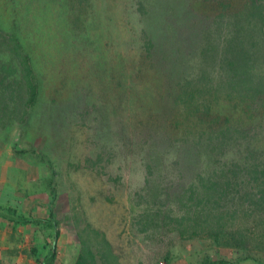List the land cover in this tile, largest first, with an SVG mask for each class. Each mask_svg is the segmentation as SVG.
<instances>
[{"label":"rangeland","instance_id":"1","mask_svg":"<svg viewBox=\"0 0 264 264\" xmlns=\"http://www.w3.org/2000/svg\"><path fill=\"white\" fill-rule=\"evenodd\" d=\"M200 1L0 0V29L17 35L39 84L27 122L0 125V207L36 218L53 208L56 264L75 263L88 229L104 235L121 264H264L260 248L183 239L167 220L139 230L150 186L161 191L162 211L176 210L177 193L201 170L251 157V149L264 163V102H212L230 130L245 132L214 149L211 161L208 122L174 101L176 81L195 71L198 26L216 17ZM251 49L264 75L263 47ZM8 63L17 65L0 47V65ZM53 232L0 217V264H38L30 248L44 254ZM91 250L104 264L94 243Z\"/></svg>","mask_w":264,"mask_h":264},{"label":"trees","instance_id":"2","mask_svg":"<svg viewBox=\"0 0 264 264\" xmlns=\"http://www.w3.org/2000/svg\"><path fill=\"white\" fill-rule=\"evenodd\" d=\"M200 2L202 9L208 7L210 13H216V17L210 25L198 26L199 36L195 38L193 57L195 71L191 77L176 81L174 101L189 107L201 122H208L206 146L210 152H206V157L212 161L214 149L222 147L231 136H243L245 132L242 128L230 130L226 124L227 117L213 114L212 102L221 98L247 100L249 106L255 101L264 102V75L255 72V56L251 49L259 43V48L264 50V0ZM143 7L140 2L139 10L142 11ZM201 28L203 32H200ZM146 36L145 46L150 53L154 42ZM0 47L17 62L16 66L11 63L0 65V125L12 122L24 124L37 101L38 80L30 57L16 34L0 29ZM215 70L218 75L214 82ZM209 85L215 91L208 88ZM250 152H253L251 157L224 161L211 172H198L196 180L183 192L177 193L174 201L176 210L169 207L167 211H162L158 205L161 191L158 186H150L145 193L146 203L138 213V220L142 222L139 230L146 232L162 219L173 224L174 230L183 239H210L217 245L248 249L251 246L264 251V163L259 162L253 149ZM221 154L223 152H216L218 158ZM0 217L18 225L51 224L53 238L42 247L46 248V252L42 254L36 246H32L30 252L38 264H56L58 230L51 206L48 218L19 215L9 207H0ZM80 243L74 264H95L92 243L104 264H121L111 251L109 242L97 229H88L86 236L80 235ZM104 248H108L107 251ZM199 264L240 263L205 258Z\"/></svg>","mask_w":264,"mask_h":264},{"label":"crops","instance_id":"3","mask_svg":"<svg viewBox=\"0 0 264 264\" xmlns=\"http://www.w3.org/2000/svg\"><path fill=\"white\" fill-rule=\"evenodd\" d=\"M2 218H3V217H2ZM4 219H5V218H4ZM13 225H18V224H14V223H13Z\"/></svg>","mask_w":264,"mask_h":264}]
</instances>
